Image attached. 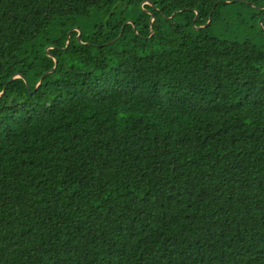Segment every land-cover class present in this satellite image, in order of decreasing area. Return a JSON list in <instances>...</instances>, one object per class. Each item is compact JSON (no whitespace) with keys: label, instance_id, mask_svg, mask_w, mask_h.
I'll list each match as a JSON object with an SVG mask.
<instances>
[{"label":"trees","instance_id":"obj_1","mask_svg":"<svg viewBox=\"0 0 264 264\" xmlns=\"http://www.w3.org/2000/svg\"><path fill=\"white\" fill-rule=\"evenodd\" d=\"M0 264H264V0H0Z\"/></svg>","mask_w":264,"mask_h":264},{"label":"water","instance_id":"obj_2","mask_svg":"<svg viewBox=\"0 0 264 264\" xmlns=\"http://www.w3.org/2000/svg\"><path fill=\"white\" fill-rule=\"evenodd\" d=\"M155 19H156V16L153 17V20H155ZM56 62H57V60H56ZM54 68H55V66L52 69H54ZM16 76H22V74H16V75H14V77H16Z\"/></svg>","mask_w":264,"mask_h":264}]
</instances>
